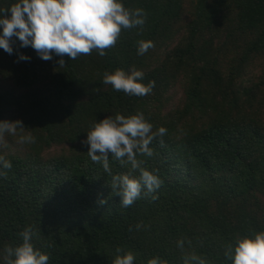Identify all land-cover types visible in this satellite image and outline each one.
<instances>
[{
  "label": "trees",
  "instance_id": "1",
  "mask_svg": "<svg viewBox=\"0 0 264 264\" xmlns=\"http://www.w3.org/2000/svg\"><path fill=\"white\" fill-rule=\"evenodd\" d=\"M123 4L144 9L146 23L122 29L104 56L65 55L59 67L60 57L42 60L18 40L14 49L30 61L0 49V120H21L36 138L22 144L18 130L0 139V156L12 163L0 176V260L27 226L49 264H112L117 248L132 251L135 264H182L191 252L230 264L229 243L264 231V0ZM140 40L155 46L137 55ZM118 68L143 71L153 91H114L102 77ZM138 112L154 132L167 129L149 145L153 156L137 157L162 184L125 208L81 141L94 121ZM110 167L130 169L111 157Z\"/></svg>",
  "mask_w": 264,
  "mask_h": 264
},
{
  "label": "clouds",
  "instance_id": "2",
  "mask_svg": "<svg viewBox=\"0 0 264 264\" xmlns=\"http://www.w3.org/2000/svg\"><path fill=\"white\" fill-rule=\"evenodd\" d=\"M147 20V12L142 8L128 9L123 0H14L8 7H0V49L8 55L14 52L18 61H30L31 57L14 49L31 47L37 56L45 61L60 57L59 67L65 65L67 55L75 60L81 55H90L94 50L104 56L105 50L113 47L122 29L142 27ZM154 42L140 40L137 55H144ZM144 73L135 68L130 71L116 69L103 73L102 82L111 85L114 91H123L131 96H145L155 87V81L143 83ZM23 121L0 120V139L5 133L16 134L19 130L20 143H35L31 132L26 133ZM26 133V134H25ZM167 129L159 127L153 131L142 112L128 116L117 113L94 121L86 132L83 145L88 146L87 155L100 164L111 176V189L121 197L123 207L131 206L143 190L156 191L162 184L154 171L142 167L138 156H153L149 147L157 137H163ZM110 157L120 164L130 165L126 173L113 174ZM12 163L0 156V176L6 175ZM138 172L139 175L134 173ZM155 199V197H153ZM101 204L105 201L101 200ZM36 235L33 226H27L19 233L21 243L8 246L0 264H49L50 256L35 247L32 240ZM191 242L189 241V244ZM185 241H177V247L184 249ZM112 264H135L132 251L116 249ZM122 253V254H121ZM224 256L230 264H264V231L242 236L226 246ZM147 264H168L166 260L153 257ZM182 264H209L208 260L195 252L182 256Z\"/></svg>",
  "mask_w": 264,
  "mask_h": 264
},
{
  "label": "rangeland",
  "instance_id": "3",
  "mask_svg": "<svg viewBox=\"0 0 264 264\" xmlns=\"http://www.w3.org/2000/svg\"><path fill=\"white\" fill-rule=\"evenodd\" d=\"M171 94L173 95V102L178 104L182 97V90L179 87H176L175 89L172 90Z\"/></svg>",
  "mask_w": 264,
  "mask_h": 264
}]
</instances>
